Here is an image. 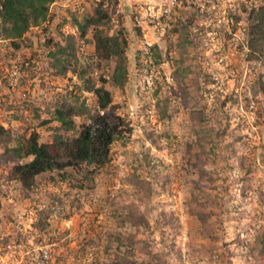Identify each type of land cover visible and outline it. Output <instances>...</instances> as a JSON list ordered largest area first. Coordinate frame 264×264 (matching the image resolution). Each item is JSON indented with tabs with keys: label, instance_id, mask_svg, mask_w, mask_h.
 Segmentation results:
<instances>
[{
	"label": "rangeland",
	"instance_id": "374dc122",
	"mask_svg": "<svg viewBox=\"0 0 264 264\" xmlns=\"http://www.w3.org/2000/svg\"><path fill=\"white\" fill-rule=\"evenodd\" d=\"M96 1L57 0L49 34L58 40L74 32L64 19ZM248 1L201 11L181 0L169 22L160 0H120L130 31L129 77L124 88L107 87L133 130L114 143L111 162L85 188L43 184L26 195L0 169V264H264V98L256 84L264 69L246 57ZM44 32H29L35 52L25 53H35L36 70L22 68L14 88L7 82L13 51L0 41V123L23 133L28 122L47 141L58 123L42 121L55 103L70 90L90 104L94 96L75 88L81 82L72 72H49ZM156 43L165 58L159 65L151 56ZM94 50L88 43L79 55L96 67ZM92 75L99 84L109 67ZM54 197L56 214L36 231L33 223ZM42 248L50 254L38 263Z\"/></svg>",
	"mask_w": 264,
	"mask_h": 264
},
{
	"label": "trees",
	"instance_id": "16d2710c",
	"mask_svg": "<svg viewBox=\"0 0 264 264\" xmlns=\"http://www.w3.org/2000/svg\"><path fill=\"white\" fill-rule=\"evenodd\" d=\"M56 1L0 0V41H7L13 51V56L8 58L11 60L8 72L21 64L28 74L31 71L34 74L35 53L30 56L25 53L28 49L35 52L28 34L33 28L42 27L47 35L43 45L49 72L54 77H64L72 72L81 82L75 88L92 92L94 96L93 104H90L81 92L70 90L58 101L60 103H55L52 117L42 121L43 125L53 121L58 123L52 127L51 140L43 141L36 127L28 122L23 133L0 123L3 149L0 151V169L6 172L7 182H16L26 195L39 191L43 184L58 186L62 182H77V188L91 186L96 174L111 162L114 143L123 141L133 130L130 121L118 113L119 106L107 87L111 82L115 87L124 88L129 77L130 31L125 25V13L117 10L120 0H97L90 11H70V17L62 24H70L74 32H61L58 40L49 34L52 5ZM246 20V57L264 69V3L249 7ZM137 30L141 32L140 27ZM88 43L94 45V57L99 60L96 67L93 61L80 58L81 46ZM151 49L155 64L163 63L161 46L156 43ZM104 67H109L110 76L101 75L97 84L92 73ZM256 84L264 98V71L257 75ZM33 112L37 118L40 116L38 108ZM258 113L264 126V101ZM14 116L22 119L18 112ZM77 116L83 120L80 124L75 120ZM201 120L205 119L201 116ZM55 201L54 197V201L41 210L33 223L36 231H45L49 226L50 218L57 212ZM124 261L111 264H125ZM147 264L155 263L148 261Z\"/></svg>",
	"mask_w": 264,
	"mask_h": 264
},
{
	"label": "built area",
	"instance_id": "2783aa9c",
	"mask_svg": "<svg viewBox=\"0 0 264 264\" xmlns=\"http://www.w3.org/2000/svg\"><path fill=\"white\" fill-rule=\"evenodd\" d=\"M181 0H160V4L161 7L163 9V13L162 15H164L166 17V19L170 22V20L172 19V11L175 8V6H177L179 4ZM196 3L199 4V7H201V11L204 10L206 4H209L208 10L210 9H216L217 7H219V4H223L225 3V1L227 0H193ZM253 0L248 1V3H252ZM22 67H14L13 69L10 70V72H8L7 75V82L10 85V87L14 88L18 85L19 80L23 77V73H22ZM24 95H26V93H24ZM11 247V246H10ZM18 246L16 244L13 245V248H17ZM42 252L40 253V257L38 260V263L40 261H43L44 258H48L49 257V250L48 249H41Z\"/></svg>",
	"mask_w": 264,
	"mask_h": 264
},
{
	"label": "clouds",
	"instance_id": "9594fccd",
	"mask_svg": "<svg viewBox=\"0 0 264 264\" xmlns=\"http://www.w3.org/2000/svg\"><path fill=\"white\" fill-rule=\"evenodd\" d=\"M261 3H263V2H261ZM247 4V3H246ZM247 6L249 7V6H253V2L250 4H247Z\"/></svg>",
	"mask_w": 264,
	"mask_h": 264
}]
</instances>
